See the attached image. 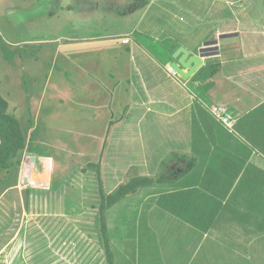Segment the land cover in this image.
I'll use <instances>...</instances> for the list:
<instances>
[{
  "label": "crops",
  "instance_id": "obj_1",
  "mask_svg": "<svg viewBox=\"0 0 264 264\" xmlns=\"http://www.w3.org/2000/svg\"><path fill=\"white\" fill-rule=\"evenodd\" d=\"M137 2L142 5L146 1ZM231 10L228 3L219 14L221 22L217 23L219 19L211 17L202 23L208 25L211 22L215 26L209 34L215 32L217 36L221 32L218 35L226 38L224 41L231 36H241L242 31L231 29ZM225 16H228L227 22ZM237 22L242 25V20ZM164 23L153 33L172 36L165 33L168 24ZM139 24L130 28V35L126 28L125 35L112 36L111 40L98 42L72 37L62 40L53 53L56 72L51 77L43 78L34 63L29 75L36 84L30 85L27 95L14 102L11 91H0L9 103L8 112L20 119L26 137V147L19 151L15 164L0 172V211L3 210L1 204L12 196H18L17 200L25 196L28 208L30 202L31 205L36 203L44 207L47 204L53 208L51 198L56 202L68 201L67 210L63 211L68 218L72 212L75 216L80 214L71 210L72 193L94 197L97 194L100 198L99 185L96 179L90 180L89 189L79 187L76 191L72 183L79 174L90 176L94 167L88 163L101 159L106 192L113 191L131 177L156 179L129 195L127 205L134 206L135 210L142 208L144 213L151 212V220L146 222L145 228L148 231L153 227L159 232L160 240L156 242L168 254V264H264V130L258 129L264 127V85H223L222 102L216 100L219 103L208 104L196 93L204 85L191 81V77L182 80L164 67L176 60L173 55L167 53L173 57L169 62L160 57L156 59L132 37ZM224 27L229 30H221ZM213 41L219 42L215 38ZM123 42L132 46L121 45ZM176 43L178 47L187 48L190 55L196 54L193 48L180 45L179 40ZM136 50L140 59L135 55ZM229 55L223 44L222 50L203 57V65L210 57L223 60V70L220 67L215 74L219 75L225 72V59ZM17 58L24 69L22 56L17 55ZM133 58L138 62L137 79L133 75ZM157 68L165 70V76L172 79L173 85H158L159 93L154 96L157 91L146 86L145 75L151 73L150 69ZM55 74L57 77L52 83ZM218 87L217 84L209 89L204 87V96H215L214 92L220 95ZM187 93L193 102L183 100ZM75 99L89 100L92 105L85 107L93 110H85L73 118L63 113L54 114L51 110L54 105L74 103ZM216 106H222L232 116V128L212 113H206ZM110 121H113L111 125ZM156 121L163 124L157 126ZM259 121L263 124L259 125ZM145 122L150 125H144ZM237 125L252 130L233 135ZM243 135H248L258 145L248 143ZM143 138L160 139L156 153L151 152L152 148L145 152ZM26 154L30 157L27 164L26 157L23 158ZM150 154H155V165L151 164ZM170 155L174 158L169 159L163 177H156ZM201 158L206 160V165L198 162ZM26 167L31 170L28 181L22 176ZM28 189H31L30 193ZM56 193L62 195V200L55 197ZM113 206L107 211V226L115 254L118 236H114V231L121 230L124 239L126 221L112 219ZM31 212L33 216L39 214L38 211L37 214ZM68 222L71 224L70 219ZM97 240L100 244L98 233ZM99 255L100 264H104V251L99 250Z\"/></svg>",
  "mask_w": 264,
  "mask_h": 264
},
{
  "label": "rangeland",
  "instance_id": "obj_2",
  "mask_svg": "<svg viewBox=\"0 0 264 264\" xmlns=\"http://www.w3.org/2000/svg\"><path fill=\"white\" fill-rule=\"evenodd\" d=\"M137 1L0 0V91H11L15 98L14 102L27 95L31 89L30 85L36 84L29 75L34 63L43 78L51 77L56 72L53 60L55 54L53 53L58 42L69 39V37L98 42L111 40L112 36L125 35L126 28L127 35H130V28L137 27L138 22L139 27L132 37L154 54L156 59L160 57L163 61L169 62L168 60L173 58L167 56L166 45L174 46L177 40L180 45L185 44L193 48L196 55L216 53L222 50L223 44H226L230 57L225 59V72L222 71L211 79L214 84L219 85L220 93L223 85H264V56L262 55L264 54V0H143L146 1L144 5ZM228 3L231 4L233 14L231 29L242 32L241 36H231L224 41L226 38L218 35L221 32H218L217 36L214 35L215 32L209 35V30L215 27L211 22H208V25L202 23L211 17L212 19L218 18L217 23L221 22L222 18L219 14L224 6H228ZM234 6L237 8L234 9ZM215 7L216 10L213 9ZM236 15L242 18L238 19ZM224 19L227 22L228 16ZM238 20H242V25H238ZM165 21L168 24V27H163L165 33L172 36L153 33L159 29L160 24H166ZM191 23L192 26H190ZM221 30H229V28L224 27ZM57 38L59 40L54 41ZM213 38L218 39L219 42H211ZM206 42L209 43L206 44ZM121 45L132 46L125 42ZM14 48L16 50L12 53ZM17 55L22 56V61L25 62L24 69ZM135 55L137 59H140L137 50ZM133 59V75L137 79L139 76L138 62L136 58ZM208 60L217 62L220 59L210 57ZM220 61L221 70H223L224 61ZM164 67L180 79L187 80L173 70L170 63ZM164 71L158 68L150 69L151 73L145 75L148 84L146 86L150 90L156 89L157 91L153 93L154 96L159 93L158 85L160 87L173 85L172 79L165 76ZM56 77L55 74L52 83H55ZM69 79L71 80V75ZM198 82V85L204 83ZM196 93L208 104L210 102L219 103L218 101L222 102L223 99L222 93L219 95L218 92H214L215 96L205 97L204 86L198 88ZM166 97L171 98L169 94ZM64 100L68 101V98ZM183 100L193 102L188 93L185 94ZM90 104L89 100L86 102L82 99H75L74 103L65 102L54 106L52 103L51 110L54 114L63 113L73 118L80 112L93 110V108L85 107ZM212 111L206 113L209 115L212 113L215 117ZM260 118L261 115L258 120ZM254 121L258 122L257 119ZM156 124L157 126L162 125L163 122L156 121ZM262 124L263 121H259V125ZM144 125H150V122H145ZM258 129L264 130V127ZM250 130L252 129L248 126L244 125L239 128L237 125L232 134L239 135L243 131L250 133ZM27 132L29 133V130ZM243 138L250 144L258 145L248 135H243ZM225 140L232 141L231 138H225ZM182 141L186 143V139ZM141 142H144L145 152L152 148L151 152L156 153L159 148H156L157 142H160V139L143 138ZM83 148L86 147L83 146ZM153 155L155 154H150L151 164L155 165ZM24 157L27 159V164L29 154ZM171 158L174 156L170 155L166 158L156 177H163ZM198 162L203 166L206 165V160L203 158L198 159ZM30 172L28 167L22 172L23 178L27 181ZM72 173L73 171L70 173L73 177ZM90 174V176L86 173L79 174V178H75L76 182L72 183V188L76 191L79 187L89 189L92 185H90V180L95 181L94 171L91 170ZM33 178L36 179V176L33 175ZM61 196L57 193L55 195L56 198L62 200ZM130 197L117 202L110 212L114 216L112 219L116 222L126 221L124 239L121 230L114 231V236H118L116 237L118 244L115 246L116 264H168V254L161 250L158 247L160 244L156 242L160 240L159 232L153 227L148 231L145 228L146 222L151 220V212L145 210L146 213H144L142 208L135 210L134 206L128 207L127 202ZM15 198L18 196H12L1 204L3 209L1 211L5 214L0 211V264H100L99 250L103 249L97 240V228L94 221L99 195L96 194L94 197L90 194L72 193L69 201L71 210L80 212V214L75 216L72 212L70 218L66 212H63L67 210L68 201L62 203L49 198L53 208L48 207L47 204H44V207L36 203L31 205V202L28 208L25 196L21 198L22 200ZM123 205L127 206L121 208ZM31 210L34 214H37L36 211L39 214L33 216ZM69 219L71 224L68 222ZM165 249L168 248L165 247ZM104 264H106V259Z\"/></svg>",
  "mask_w": 264,
  "mask_h": 264
},
{
  "label": "trees",
  "instance_id": "obj_3",
  "mask_svg": "<svg viewBox=\"0 0 264 264\" xmlns=\"http://www.w3.org/2000/svg\"><path fill=\"white\" fill-rule=\"evenodd\" d=\"M231 17H233L232 10ZM178 46L176 42L174 46L166 45L167 53L172 55ZM214 61L208 60L191 76L190 80L204 82L201 85H204L205 89L211 87L214 84L211 78L215 76L221 67L220 61ZM8 107L7 99L0 94V172L9 170L15 164L19 151L26 147V137L20 119L16 115L9 113ZM112 122L110 121L109 125ZM88 165L94 167L95 179L98 182L100 192L95 216L98 238L105 254L106 264H115V254L107 226V211L123 198L136 193L144 186L150 185L156 179L149 176L131 177L119 184L113 191L106 192L102 181L101 159L96 163L90 162ZM30 191L31 189H28L29 193Z\"/></svg>",
  "mask_w": 264,
  "mask_h": 264
},
{
  "label": "water",
  "instance_id": "obj_4",
  "mask_svg": "<svg viewBox=\"0 0 264 264\" xmlns=\"http://www.w3.org/2000/svg\"><path fill=\"white\" fill-rule=\"evenodd\" d=\"M172 55L176 59L171 62L173 70L188 79L203 65V57L209 54L190 55V51L187 48L180 46Z\"/></svg>",
  "mask_w": 264,
  "mask_h": 264
},
{
  "label": "built area",
  "instance_id": "obj_5",
  "mask_svg": "<svg viewBox=\"0 0 264 264\" xmlns=\"http://www.w3.org/2000/svg\"><path fill=\"white\" fill-rule=\"evenodd\" d=\"M213 114L216 118H218L221 122H223L229 128H232L234 125V120L231 115H229L225 109L221 106L215 107L213 109Z\"/></svg>",
  "mask_w": 264,
  "mask_h": 264
}]
</instances>
